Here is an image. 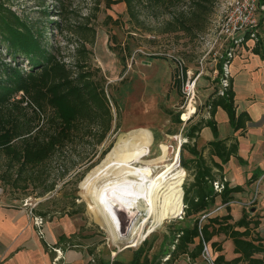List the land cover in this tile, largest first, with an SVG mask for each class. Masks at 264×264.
<instances>
[{"label":"rangeland","instance_id":"obj_1","mask_svg":"<svg viewBox=\"0 0 264 264\" xmlns=\"http://www.w3.org/2000/svg\"><path fill=\"white\" fill-rule=\"evenodd\" d=\"M192 1L155 4L154 0H133L136 18L128 14L122 0L7 1L25 22L43 27L44 38L57 47L60 59L68 62L77 47L85 46L88 65L99 68L105 80L114 116L112 130L101 144L93 145L92 139L80 141L54 154L45 172L47 183L55 181L56 185L43 196L38 197L42 187L34 183L27 188L22 183L15 187L0 178V204L20 210L53 257L61 256V261L66 257L74 264H129L139 248L151 259L165 248L169 227L192 224L193 217L182 210L181 198L177 201L179 186L181 197L182 182L187 179L189 183L192 178L180 163L190 154L187 150L179 152V145L186 142L184 134L189 126L208 117L207 97L217 86L213 80L216 56L227 48L214 44L212 37L232 0L204 2L206 9L187 32L177 28L180 25L175 18L188 14ZM259 1L263 5L264 0ZM259 15L264 16L263 8ZM170 21L173 25H168ZM263 24L261 19L249 34L252 38L233 42L234 55L241 48L255 46L264 51ZM188 80H195L192 101L181 91ZM114 102L119 106L118 116ZM218 123L223 126L221 120ZM206 130L210 133L206 127L202 137ZM132 147L136 158L128 154ZM114 149L128 154V162L154 164L162 156L169 163L175 162L176 176L167 181L160 200L126 194L124 184L116 190L112 179L93 173ZM104 150L107 152L101 156ZM4 160L0 155V172ZM259 198L264 207V179L253 185L252 201L245 209L258 218L262 217L259 210L251 211L250 207L255 209ZM211 251L214 257L216 252ZM187 262L184 256L177 260V264ZM192 264L204 263L198 258Z\"/></svg>","mask_w":264,"mask_h":264},{"label":"trees","instance_id":"obj_2","mask_svg":"<svg viewBox=\"0 0 264 264\" xmlns=\"http://www.w3.org/2000/svg\"><path fill=\"white\" fill-rule=\"evenodd\" d=\"M7 1L0 0V155L5 159L0 178L15 187L22 183L27 188L29 183H34L42 187L40 197L56 185L55 181L47 183L45 172L54 154L80 141L92 139L93 145L101 144L112 130L114 116L105 80L99 68L88 65L85 46L77 47L68 62L60 59L57 47L44 38L43 27L25 22ZM122 1L128 14L136 18L133 0ZM166 1L154 0V3ZM208 1L193 0L192 10L175 18L180 25L177 28L190 32L192 22L201 17L206 9L204 2ZM250 33L252 30L244 32L240 39L252 37ZM254 49L258 51L256 46ZM216 67L218 73L213 80L217 86L207 103L208 117L189 126L184 134L186 142L179 145V152L187 150L190 154L180 162L192 177L189 183L187 179L182 182L181 204L184 213L193 217L192 224L169 227L165 248L159 255L149 259L143 249L137 248L129 264H174L175 261L177 264L180 256L192 264L201 255L203 241L218 252L214 256L215 264H264V237L256 230L260 219L245 209L237 220L230 214L233 193L243 191L244 187L230 186L224 180V167L231 157L243 161L238 154V135H243L249 116L245 111H236L231 76L228 86L219 88L221 64L217 63ZM114 106L118 116L117 102ZM218 108L228 116L233 129L230 136H218L214 118ZM204 127L211 130L213 138L198 147L197 139ZM180 192L179 186L177 199ZM216 202L225 205L226 213L208 215L201 220ZM220 234L231 240L233 257L226 258L220 253L222 241L213 240Z\"/></svg>","mask_w":264,"mask_h":264},{"label":"crops","instance_id":"obj_3","mask_svg":"<svg viewBox=\"0 0 264 264\" xmlns=\"http://www.w3.org/2000/svg\"><path fill=\"white\" fill-rule=\"evenodd\" d=\"M238 40L242 41L240 37L237 38V42ZM230 71L236 111L238 113L245 111L249 116L243 135H238V154L243 161L231 157L224 167V180L228 181L230 186L244 187L243 191L233 193V199L229 202L230 214L233 220H237L243 209H246L247 204L252 201L249 199L252 197L253 185L256 184L258 176L264 172V51L256 52L252 47L241 48L230 60ZM214 92L215 89L207 100ZM219 111L220 108L216 110L214 116L218 136L220 138L230 136L233 134V129L229 124L228 116L223 110V112ZM218 114L221 119L218 118ZM219 120L223 123L222 127L219 126ZM205 128L201 130L198 138L199 145L213 138L211 130L210 133L206 130L208 133L206 132L202 137ZM250 178L253 180L249 182ZM254 205L255 209L250 207V210H259L262 216L259 218V227L256 228L261 235L264 229V207L260 204V198ZM210 211H213V214H224L225 205L216 202ZM37 238L35 229L27 223L26 217L20 210L0 204V264H74L69 258L65 257V260L61 261L63 257H53V253H48L45 245ZM213 240L222 241L223 250L220 253L226 258L234 256L231 240L225 239L222 234L214 236ZM57 244L58 242L52 249ZM60 249L56 250L60 251Z\"/></svg>","mask_w":264,"mask_h":264},{"label":"built area","instance_id":"obj_4","mask_svg":"<svg viewBox=\"0 0 264 264\" xmlns=\"http://www.w3.org/2000/svg\"><path fill=\"white\" fill-rule=\"evenodd\" d=\"M229 6L223 11L218 20L217 29L212 37L213 43L223 47L227 46L226 50L222 54L216 56V63L221 64L222 76L220 78L219 88L222 89L228 86V78L230 77V59L234 56V49L232 48L233 42H237V36L240 33H244L248 30H254L260 20L264 22V16L259 15V9H264V4L261 5L259 0H232L228 4ZM259 16V19L258 17ZM215 77L217 76V67H215ZM194 83L195 80L186 81L182 84L181 91L189 97L192 101L194 99ZM264 179V172L256 179V185L261 183ZM212 214L207 213L201 216V220L206 216ZM203 243V249L199 258L202 259L204 264H215L212 251L206 242ZM169 256V254L166 255ZM188 260V259H187ZM176 264V261L174 262ZM189 264V262H187Z\"/></svg>","mask_w":264,"mask_h":264},{"label":"bare ground","instance_id":"obj_5","mask_svg":"<svg viewBox=\"0 0 264 264\" xmlns=\"http://www.w3.org/2000/svg\"><path fill=\"white\" fill-rule=\"evenodd\" d=\"M136 147L140 149V146L136 145ZM134 148L135 147L129 148L128 154L130 153V155H132L130 158L134 157ZM141 148L143 147L141 146ZM128 154L121 153L118 149H114L95 166L93 173L97 177L102 175L112 179L116 183V190H119L118 187L121 186L119 184H124L128 188L126 194L136 193L143 198L148 197L154 199V197H156L157 200H160L162 198L160 194L167 181L176 176L175 169L178 167H175V162L169 163L168 159L162 156L161 159L154 164L140 163L141 161L133 163L128 162L131 161L129 160L130 158L126 160L127 158H125V156ZM148 168L150 169L148 170ZM132 171L135 172L132 173ZM155 189H157L158 192L156 191V194H153ZM180 198L181 197H179L177 201H179ZM155 205L156 204H154V207ZM182 210L184 211V208H182Z\"/></svg>","mask_w":264,"mask_h":264},{"label":"water","instance_id":"obj_6","mask_svg":"<svg viewBox=\"0 0 264 264\" xmlns=\"http://www.w3.org/2000/svg\"><path fill=\"white\" fill-rule=\"evenodd\" d=\"M181 144V143H180Z\"/></svg>","mask_w":264,"mask_h":264}]
</instances>
